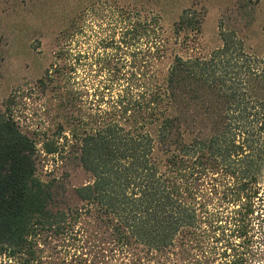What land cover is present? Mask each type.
Returning a JSON list of instances; mask_svg holds the SVG:
<instances>
[{
	"label": "trees",
	"instance_id": "trees-1",
	"mask_svg": "<svg viewBox=\"0 0 264 264\" xmlns=\"http://www.w3.org/2000/svg\"><path fill=\"white\" fill-rule=\"evenodd\" d=\"M238 1L248 14L260 0ZM115 12L89 36L73 27L37 80L55 102L51 136L22 131L9 100L0 107V264H247L249 233L264 224L253 217L264 59L219 26V47L174 53L160 81L158 19ZM201 23L183 10L176 34ZM42 155L60 177L42 178ZM72 170L87 180L69 194Z\"/></svg>",
	"mask_w": 264,
	"mask_h": 264
},
{
	"label": "rangeland",
	"instance_id": "rangeland-1",
	"mask_svg": "<svg viewBox=\"0 0 264 264\" xmlns=\"http://www.w3.org/2000/svg\"><path fill=\"white\" fill-rule=\"evenodd\" d=\"M240 6L238 0H0V107L4 108L9 100L22 131L39 140L45 133L51 136L58 122L55 102L50 93L40 96L37 80L54 61V53L69 42L73 27L84 26L88 36L100 32L107 28L118 8L136 9L158 19L166 47V56L154 65L160 81L174 53L183 57L206 56L219 47V26L236 31L248 52L264 59V0L248 14ZM187 9L196 11L202 19L196 35L176 34V23ZM64 31L68 34L63 35ZM38 169L44 179L60 177L63 172L59 161L43 155ZM86 180L84 173L72 170L66 181L69 194L72 187ZM262 185L255 200L260 211L253 217L264 216ZM66 200L70 205L76 203L72 195ZM248 237L251 243L247 246V264H264V224L258 227L255 221Z\"/></svg>",
	"mask_w": 264,
	"mask_h": 264
}]
</instances>
